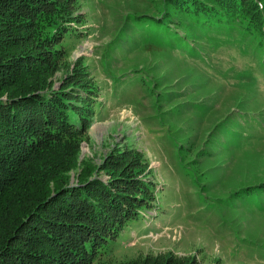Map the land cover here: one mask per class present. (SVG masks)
<instances>
[{
  "label": "rangeland",
  "instance_id": "obj_1",
  "mask_svg": "<svg viewBox=\"0 0 264 264\" xmlns=\"http://www.w3.org/2000/svg\"><path fill=\"white\" fill-rule=\"evenodd\" d=\"M176 2L68 0V57L27 93L71 91L63 104L82 140L62 177L83 185L90 164L88 182L120 198L118 216L104 209L106 263L264 264L263 67L248 43L243 56L223 42L196 48L182 37L195 57L175 45L182 33L158 19H174Z\"/></svg>",
  "mask_w": 264,
  "mask_h": 264
},
{
  "label": "trees",
  "instance_id": "obj_2",
  "mask_svg": "<svg viewBox=\"0 0 264 264\" xmlns=\"http://www.w3.org/2000/svg\"><path fill=\"white\" fill-rule=\"evenodd\" d=\"M67 2L0 0V264H111L106 261L112 255L100 240L110 218L104 209L116 216L120 211L118 193L102 191L108 187L104 182H88L90 164L80 177L83 185L62 177L75 168L82 140L77 111L63 104L71 91L27 93L41 79L37 87L45 85L44 77L37 78L51 74L46 72L68 57L62 35L74 28ZM175 6L174 19H158L163 28L171 23L182 33L174 36L175 45L195 57L182 37L193 39L196 48L219 49L223 42L243 56L248 43L251 59L264 70V0H177ZM230 71H236L235 78L249 75L245 69ZM127 164L118 166V178L124 177V168L128 171ZM114 220L118 228L127 217L122 224Z\"/></svg>",
  "mask_w": 264,
  "mask_h": 264
}]
</instances>
